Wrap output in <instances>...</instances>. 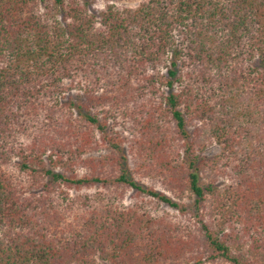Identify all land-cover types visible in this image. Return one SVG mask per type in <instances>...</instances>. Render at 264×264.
<instances>
[{"label": "trees", "instance_id": "trees-1", "mask_svg": "<svg viewBox=\"0 0 264 264\" xmlns=\"http://www.w3.org/2000/svg\"><path fill=\"white\" fill-rule=\"evenodd\" d=\"M98 3L0 0V264H264V0Z\"/></svg>", "mask_w": 264, "mask_h": 264}, {"label": "rangeland", "instance_id": "rangeland-1", "mask_svg": "<svg viewBox=\"0 0 264 264\" xmlns=\"http://www.w3.org/2000/svg\"><path fill=\"white\" fill-rule=\"evenodd\" d=\"M108 1L109 0H99V3L97 5H94L93 8H92L93 12L97 13L99 10H101L104 7V5ZM119 5H127V6L129 5V6H131V5H135V3L124 2L122 4L119 3ZM219 151H220L219 146L217 144H214L207 150V154L210 155V156H214V155L218 154ZM144 183L149 184V185H152V184L154 185V183H152V181L147 180V179L144 180ZM155 186L158 188V190L164 191V188L161 186V184L155 183ZM93 190H95V188ZM83 191L85 192V191H88V190H83ZM167 193H169V192H167ZM134 195H135V192L131 191L130 194H128V196L126 197L125 202L128 203ZM189 200L190 199L186 198V201H189ZM157 212L159 214H162V213H166V212H174V213H176L177 211H175L173 208L169 207L168 205H164L163 204V205H159L157 207Z\"/></svg>", "mask_w": 264, "mask_h": 264}]
</instances>
